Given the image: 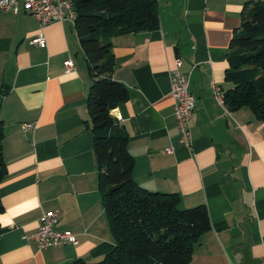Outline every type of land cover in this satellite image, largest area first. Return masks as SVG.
Listing matches in <instances>:
<instances>
[{"label": "crops", "instance_id": "1", "mask_svg": "<svg viewBox=\"0 0 264 264\" xmlns=\"http://www.w3.org/2000/svg\"><path fill=\"white\" fill-rule=\"evenodd\" d=\"M247 1L157 0V29L112 38L111 78L129 97L111 115L128 134L135 182L177 193L182 209L207 210L211 227L190 264H259L264 254V125L248 107L229 111L213 95V87L223 95L233 88L225 80L228 45ZM38 34L45 45L29 44ZM176 57L196 100L189 148L179 142L171 96ZM90 85L74 24L41 30L22 6L0 12V264L91 263L112 251L86 108ZM47 211H57L55 230L72 232L77 245L37 248L30 235Z\"/></svg>", "mask_w": 264, "mask_h": 264}, {"label": "trees", "instance_id": "2", "mask_svg": "<svg viewBox=\"0 0 264 264\" xmlns=\"http://www.w3.org/2000/svg\"><path fill=\"white\" fill-rule=\"evenodd\" d=\"M70 1L91 79L86 108L97 185L115 245L98 262L74 259L63 264H190L193 245L211 227L205 206L182 209L177 193L140 187L132 175L128 134L111 115L129 97L127 87L111 78L115 64L112 38L157 29V0ZM227 62L225 80L233 88L224 93V105L229 111L248 107L264 125V0L243 5L240 25L229 41ZM3 137L0 122V183L6 176Z\"/></svg>", "mask_w": 264, "mask_h": 264}, {"label": "built area", "instance_id": "3", "mask_svg": "<svg viewBox=\"0 0 264 264\" xmlns=\"http://www.w3.org/2000/svg\"><path fill=\"white\" fill-rule=\"evenodd\" d=\"M22 6L24 10L35 18L40 29L46 28L52 23L69 22L74 24L76 12L70 0H0V12H17ZM29 44L35 46L45 45L42 34H38L29 40ZM182 60L180 57L174 59V67L169 72L171 84V96L174 104V116L180 134L179 142L182 146L189 148L191 145V132L189 122L193 115L196 100L189 92V77L181 71ZM66 73L74 70L73 61H64ZM213 95L220 105H224L223 94L213 87ZM30 128L31 124H26ZM171 149H167L170 151ZM58 221L57 211H47L43 213L38 221L37 228L30 235L40 250L63 247L67 244L77 245L76 236L70 231H57L55 225ZM259 264H264V254Z\"/></svg>", "mask_w": 264, "mask_h": 264}]
</instances>
